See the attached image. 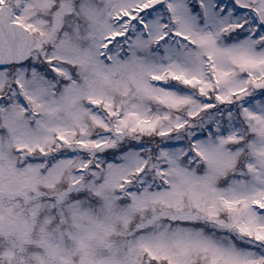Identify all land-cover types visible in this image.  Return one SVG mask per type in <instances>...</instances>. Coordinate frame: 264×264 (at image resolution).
<instances>
[{"label":"snow or ice","instance_id":"obj_1","mask_svg":"<svg viewBox=\"0 0 264 264\" xmlns=\"http://www.w3.org/2000/svg\"><path fill=\"white\" fill-rule=\"evenodd\" d=\"M0 264H264V0H0Z\"/></svg>","mask_w":264,"mask_h":264}]
</instances>
